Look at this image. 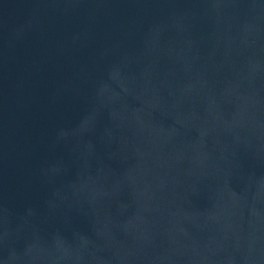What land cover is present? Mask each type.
I'll return each instance as SVG.
<instances>
[{
  "label": "water",
  "instance_id": "95a60500",
  "mask_svg": "<svg viewBox=\"0 0 264 264\" xmlns=\"http://www.w3.org/2000/svg\"><path fill=\"white\" fill-rule=\"evenodd\" d=\"M0 264H264V0H0Z\"/></svg>",
  "mask_w": 264,
  "mask_h": 264
}]
</instances>
